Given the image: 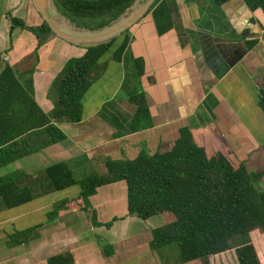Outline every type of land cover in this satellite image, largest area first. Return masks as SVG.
I'll return each instance as SVG.
<instances>
[{
    "label": "crops",
    "instance_id": "0c3cea01",
    "mask_svg": "<svg viewBox=\"0 0 264 264\" xmlns=\"http://www.w3.org/2000/svg\"><path fill=\"white\" fill-rule=\"evenodd\" d=\"M8 2L13 10L24 7L18 19L26 26L43 23L32 0ZM146 2L125 28L101 39L116 37L90 73L81 121L55 124L64 140L40 148L47 141L40 129L39 136L23 137L13 159H0V180L9 178L0 186V264H47L57 256L70 257V264H162L149 247L162 218L130 215L124 181L81 198L78 184L51 189L45 170L54 165L64 164L79 182L103 175L106 162L167 153L187 134L197 147L234 156L247 169L258 162L260 156L251 153L264 150V114L258 106L264 13L249 11L243 0L220 6L214 0H137L131 17ZM128 21L121 16L95 34L67 23L58 27L76 40L13 30L12 41L0 42V72L11 68L48 117L67 66L85 53L83 39ZM125 35L126 48L116 61L113 52ZM135 94L141 107L131 101ZM24 148L33 151L22 155Z\"/></svg>",
    "mask_w": 264,
    "mask_h": 264
},
{
    "label": "trees",
    "instance_id": "16d2710c",
    "mask_svg": "<svg viewBox=\"0 0 264 264\" xmlns=\"http://www.w3.org/2000/svg\"><path fill=\"white\" fill-rule=\"evenodd\" d=\"M228 1L214 0L219 6ZM50 2L70 27L95 34L120 19L137 0ZM243 2L249 11L264 13V0ZM8 19L10 33L17 28L37 38L53 33L44 21L38 27H28L18 18ZM125 32L126 29L120 34ZM115 40L113 37L84 48L85 53L69 63L59 85L56 106L48 117L24 90L11 68L5 67L0 72V159H13L17 148H22L25 142L23 137L26 134L39 136L37 130L40 129L47 137L40 148L64 140L65 136L55 124L81 121L82 98L90 84V73ZM127 40L125 35L113 52L116 61L120 60ZM131 101L142 106L139 94ZM258 106L264 114V88L259 89ZM21 150L22 155L33 151ZM104 168L103 175H92L79 182L72 179L64 164L46 169L45 175L53 191L78 184L81 198L92 196L104 185L124 181L130 215L141 220L162 218L161 226L151 232V251L160 253L162 248L175 245L179 264L195 261L208 264L211 256L230 250L234 252L236 264H262L251 240L252 232H264V190L256 189L262 174L249 172L234 156L197 147L187 134L167 153L140 156L132 162H106ZM8 179H1L0 186ZM70 262L68 256H57L48 259L47 264Z\"/></svg>",
    "mask_w": 264,
    "mask_h": 264
},
{
    "label": "rangeland",
    "instance_id": "374dc122",
    "mask_svg": "<svg viewBox=\"0 0 264 264\" xmlns=\"http://www.w3.org/2000/svg\"><path fill=\"white\" fill-rule=\"evenodd\" d=\"M24 7L20 6L19 8H16L15 10H13V7L9 4L8 0H0V42L3 43L4 46H6V44L8 43V38H10V22L5 19V17H9L10 15L15 17V18H21L23 19V14H24ZM58 27V26H57ZM60 28V27H59ZM61 29V28H60ZM19 31V29H15L14 30V34L17 33ZM23 31V30H22ZM27 32V31H26ZM14 34L12 35L11 41L14 39ZM261 151H256L251 153V156H253L254 158L255 155L257 156V154L260 157H257L256 160H258V162L254 165H247L249 171L251 172H260L262 174L260 181L257 183L256 189L258 191L260 190H264V150L263 152ZM260 158V159H258ZM252 157L249 160L251 163L252 161ZM249 162V163H250ZM156 219H160V216H156ZM155 218L153 219V221L156 220ZM251 240L252 243L254 244V246L257 249L258 255L260 257V261L262 262V264H264V232L262 231H254L251 233ZM111 252H114V247L110 248ZM157 256L160 257V261L162 264H179L178 263V250L177 247L175 245H169L166 246L164 248H162V250L160 251V253L156 252ZM208 264H236V258L234 255V252L232 250L216 255V256H211L208 259ZM192 264H202V262L198 261V262H194Z\"/></svg>",
    "mask_w": 264,
    "mask_h": 264
},
{
    "label": "water",
    "instance_id": "95a60500",
    "mask_svg": "<svg viewBox=\"0 0 264 264\" xmlns=\"http://www.w3.org/2000/svg\"><path fill=\"white\" fill-rule=\"evenodd\" d=\"M32 3L34 5V7L36 8L37 12L39 13V15L41 16V18L43 19V21L50 27V29L53 31L54 34H56L60 37H63L65 39L76 40V37L69 36V35L61 32L60 29L58 28L60 25H62L63 23H66V22L57 13L55 8L52 6L50 0H32ZM149 3L150 2H146L137 12L134 13V15L132 17H131V15L133 14L134 9L132 8V9H129L128 11H126L122 15V18L128 19L129 21L126 22L125 24L119 26L118 28L111 30L107 33L97 35L95 37L83 39L85 41L81 44L82 47L88 48V47H94V46L101 44L102 42H104V41H101V39H104V38L110 36L111 34L125 28L130 22H132L137 16H139L145 10V8L149 5Z\"/></svg>",
    "mask_w": 264,
    "mask_h": 264
}]
</instances>
